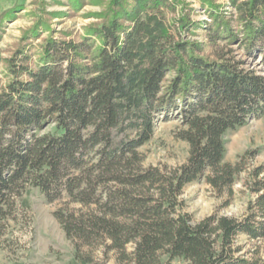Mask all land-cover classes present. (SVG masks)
Segmentation results:
<instances>
[{"label": "trees", "instance_id": "1", "mask_svg": "<svg viewBox=\"0 0 264 264\" xmlns=\"http://www.w3.org/2000/svg\"><path fill=\"white\" fill-rule=\"evenodd\" d=\"M200 2L215 21L221 17L215 0ZM104 4L80 40L50 36L34 66L19 61L25 46L5 62L0 243L28 221L25 195L34 187L49 201L66 195L86 208L56 213L74 246L70 264H107L94 255L97 246L133 264H164V255L185 264H264L257 246L245 250L238 240L264 241V163L248 170L251 151L233 163L224 153L228 129L264 115V75L243 66L232 48L210 53L201 40L180 38L204 25L211 45L238 39L223 18L214 28L192 19L186 0ZM231 4L244 24L241 46L254 52L262 40L264 64V0ZM175 110L179 137L189 143L186 162L145 164L141 148L157 114ZM243 172L254 197L241 216L213 211L194 221L184 211L189 182L205 178L227 206Z\"/></svg>", "mask_w": 264, "mask_h": 264}, {"label": "rangeland", "instance_id": "2", "mask_svg": "<svg viewBox=\"0 0 264 264\" xmlns=\"http://www.w3.org/2000/svg\"><path fill=\"white\" fill-rule=\"evenodd\" d=\"M107 0H79L74 5L72 0H0V83L9 80L6 72V60L18 47L25 51L20 55L22 61L35 65L38 54L48 37H66L80 40L86 27L98 20V13L104 9ZM190 4L191 18L214 28V23L223 18L229 21L232 32L237 40L230 43L227 39H218L215 44H209L204 25L195 30V34L185 31V36L201 40L207 52L229 51L232 48L236 59L243 66L264 75L262 58V40L254 52H248L242 47L243 21L240 12L231 0H215L220 6V16L216 21L210 17V11L202 6L200 0H186ZM81 2V3H80ZM80 3V5H79ZM36 32V33H35ZM181 114L177 110L166 115L158 113L153 137L144 144L141 152L145 156V164L177 167L186 162L189 154V143L179 137L183 129ZM225 160L236 162L241 155L248 154V170L251 166L264 163V115L250 118L246 125L228 129L224 133ZM248 172V171H247ZM247 172L236 180L233 188L232 202L223 206L227 197L218 195L205 178L189 182L181 194L184 199V211L192 214L194 221L203 219L213 211L241 216L246 212V205L253 196L246 182L250 181ZM30 207L26 216L28 221L15 223L4 240L0 243V264H70L74 246L66 237L62 223L56 216L59 210L76 211L86 209L82 204L72 201L64 195L57 200L49 201L39 189L31 187L25 195ZM238 240L245 244V250L259 249L264 257V241L248 240L240 235ZM88 250V248H86ZM128 252L133 246L129 245ZM95 256L105 259L107 264H133L128 261H118L115 251L105 252V247L94 248ZM164 264H185L181 257L169 260L163 256Z\"/></svg>", "mask_w": 264, "mask_h": 264}]
</instances>
